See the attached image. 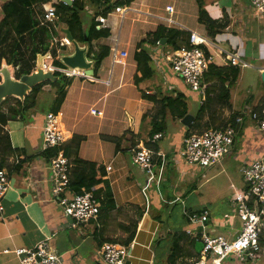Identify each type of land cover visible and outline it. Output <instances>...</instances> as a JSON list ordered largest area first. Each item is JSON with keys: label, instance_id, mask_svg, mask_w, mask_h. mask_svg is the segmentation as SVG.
Here are the masks:
<instances>
[{"label": "crops", "instance_id": "0c3cea01", "mask_svg": "<svg viewBox=\"0 0 264 264\" xmlns=\"http://www.w3.org/2000/svg\"><path fill=\"white\" fill-rule=\"evenodd\" d=\"M168 6L173 8L170 14L173 23L169 28L193 30L203 35L212 43L202 47L213 63L240 68L236 81L228 88L230 105L212 106V109H221L218 112L220 120L212 121L217 124L215 126L224 123L230 125L231 115L236 116L233 148L217 164L230 181L229 188L231 185L243 188L242 180L240 187H237L239 181L236 176L241 179L240 168L244 162L263 159L264 130L259 131L256 122L264 103V90L261 89L260 93L258 89V81L264 84L261 80V72L264 71V16L255 12L249 0H203L205 11L221 25L214 35L209 36L205 24L198 20L196 0H133L129 5L122 6L126 10L121 22L118 13L111 11L107 15L110 35L100 38L97 46H109L108 55L101 61L97 73L89 76L91 78L72 77L57 112L58 124L65 136L63 144H69L75 136L79 141L78 158L102 167V181L94 191L100 205L98 218L73 225L72 219L65 215L63 206L52 194L49 159L42 149V128L44 116L52 103L53 91L45 85L37 95L35 107L27 111L25 120L17 117L8 120L4 126L15 151L8 156L4 167L8 173L9 187L3 198L4 211L0 221V264H21L14 250L31 248L44 238H48L52 250L58 252L66 264H102L99 248L105 242L130 245V264H189L199 252L195 250V243L201 241L203 229L191 227L193 224L185 214L188 212L207 211L206 232L228 237L238 232L240 222L230 201L232 188L222 206L225 215L232 210V223L227 224V219L223 223L213 217L211 219L209 209L212 204L209 200L201 201V207L190 206V198L197 190L196 181L195 185L185 184L184 189L180 187L181 178L176 175L174 166L180 164V170L193 166L186 164L182 155L183 140L189 126L183 124L181 119L166 114L165 128L158 132L161 137L152 140L148 135L151 117L147 116L142 121V115L151 113L154 107L151 100L142 97V92L160 97L169 94L168 91L175 94L188 89L163 61V54L170 50L163 43L147 48L154 71L152 77L138 84L134 82V77L140 76L134 59V54L139 50L137 43L159 24L164 26L161 18L169 16L165 9ZM86 9L91 11L90 23L99 7L87 2ZM56 23L59 25L60 22ZM116 34L120 55L114 60L110 48ZM57 35L55 31L53 38ZM34 42L37 43V39L33 41L31 35L27 34L24 49L29 52ZM97 46H94L95 50ZM59 50L58 47L57 57L71 52L72 48L61 53ZM228 54L234 55L238 62L232 64ZM4 62L1 61L0 67ZM242 68L252 69V86L258 95L254 92L252 97H247L242 111H238L235 107L240 95L235 97L233 91L241 80ZM213 84L217 85V82ZM189 91L194 93V98L200 96L197 92ZM47 94L48 99L42 101H48V106L38 107L39 100ZM201 100L200 96L199 104ZM188 113L193 115L194 112L188 110ZM167 119L178 124L170 127L177 131H173L174 136L167 128ZM146 141L153 148L150 150L153 160L148 173L131 159L132 151L140 145L144 146ZM74 157V154L69 157L71 168ZM106 166H110V170ZM213 176L215 174L206 175L200 185L210 182ZM72 193L70 189L64 196ZM178 202L182 205L183 218L179 230L172 222L173 211L170 208ZM163 207L166 213L162 211ZM234 219H237V223L233 222ZM221 227L224 231L220 233ZM195 228L201 230L195 232ZM190 229L192 234L187 232ZM179 234L181 238L176 242ZM191 239H194L193 243ZM262 256L255 262L238 263L227 259L224 264H259Z\"/></svg>", "mask_w": 264, "mask_h": 264}, {"label": "built area", "instance_id": "2783aa9c", "mask_svg": "<svg viewBox=\"0 0 264 264\" xmlns=\"http://www.w3.org/2000/svg\"><path fill=\"white\" fill-rule=\"evenodd\" d=\"M66 2L65 0H63ZM72 2V0H70ZM257 14L264 16V0H249ZM67 3V2H66ZM169 16L162 17V22L169 28L173 21L170 14L173 11L171 6L165 8ZM125 8L117 6L114 12L119 14L122 21ZM107 15L96 17L99 22L97 29L107 27ZM40 26H45L49 30L60 31L57 25V17L50 9H43L38 15ZM188 33V44L182 45L178 49H170L163 54V61L170 67V70L184 85L191 91L200 94L204 98L205 83L203 73L206 70L207 56L203 45L212 44L203 35L193 31L184 30ZM53 38L55 46L66 47L72 45L65 37ZM54 37V36H53ZM59 40L61 42H59ZM119 41L113 39L111 45V55L115 60L120 55L118 52ZM155 45H160L157 41ZM232 64L237 63L234 55L228 54ZM49 54L45 59L50 58ZM59 58V57H58ZM72 69L61 68L51 64H46L44 60V70L51 72L58 71L67 77L87 78L82 70L72 69L78 74H70L65 71ZM95 111V110H94ZM193 122V121H192ZM259 131L264 130V103L261 107V115L256 122ZM235 128L232 125L224 127L209 126L201 131H192L184 137L182 155L184 162L189 165L209 167L221 162V160L231 152L234 145ZM161 137V133L152 136V140ZM65 141L64 133L58 124L57 113L47 112L44 116L42 128V149L59 148L57 152L49 158L50 183L52 194L57 198L58 203L64 208V213L72 219V224H84L90 220H96L99 214V202L93 192L81 190L64 196L69 189L71 163L65 156L61 145ZM140 145V144H139ZM133 163L142 167L146 173L151 171L153 156L151 151L140 145L131 154ZM110 166H106L110 170ZM243 188H236L231 185L232 196L230 201L237 209V218L240 226L238 232L233 237L224 234L206 232V222L208 220L207 211L185 213L190 224L203 229L200 240L202 247L189 264H224L227 259L238 263L255 262L264 254V161L262 158L249 162H244L240 168ZM9 187L8 173L4 168H0V221L4 211L3 198ZM192 234V230H187ZM132 247L122 246L117 243L105 242L100 245L99 256L102 264H130ZM15 254L19 257L21 264H66L61 255L52 250L48 238L38 241L31 248H16Z\"/></svg>", "mask_w": 264, "mask_h": 264}, {"label": "trees", "instance_id": "16d2710c", "mask_svg": "<svg viewBox=\"0 0 264 264\" xmlns=\"http://www.w3.org/2000/svg\"><path fill=\"white\" fill-rule=\"evenodd\" d=\"M133 0H72L71 4L63 0H0V63L2 60L13 69V76L18 79L24 74H30L35 69L36 58L38 54H49L51 57L45 59L46 64L56 67L65 68L58 59L57 49L53 42L55 31L47 29L45 26H38V15L43 9H50L57 17V21L64 24L62 29H68L72 39L81 44H86L88 48L87 56L93 60V69L95 74L99 69L101 61L108 55L109 46L103 44L97 46L100 38H107L110 35L107 27L97 29L99 22L96 20L98 15H106L114 10L117 6L129 5ZM90 3L99 9L94 13L89 25L83 26L80 16L85 5ZM198 6V20L205 24L208 35L212 36L220 28L217 20L211 18L203 7V0H196ZM27 34L31 35V40L37 39V43L29 52L24 49V40ZM118 39V35L114 36ZM159 41L166 45L168 49H178L182 45L188 43V33L184 30L175 28H166L159 24L153 31L137 43L138 51L134 54L137 64V71L140 76L134 77L135 84L143 79L152 77L154 71L151 67V55L148 52L149 46H154ZM94 46H97L95 50ZM64 50L65 47H59ZM206 70L203 73V82L205 83L204 98L201 100L196 111L193 114V122L189 125L185 136L190 132L197 130L203 125V119L207 116V121L212 122L215 110L212 109L214 104L220 107H228L229 90L228 88L236 81L239 74V67L232 65H216L213 63L205 51ZM70 73L77 74L71 71ZM53 80H44L34 85L31 91L19 100L14 97L5 98L0 104V168L6 166L8 156L14 153L11 146L9 136L4 130V126L10 119L20 118L25 120L26 113L36 105L38 93L45 85H48L53 91V99L48 112L57 113L64 100L66 86H68L72 77L64 76L62 73L53 72ZM217 82V85L213 82ZM142 97L151 100L154 103L151 113L142 115V121L147 117H151V130L149 137L155 133L161 132L165 128V116L169 114L175 119H182L187 113L186 97L182 92L175 94H166L160 97L151 96L142 92ZM12 99L13 101H9ZM211 110H214L213 112ZM234 118V119H232ZM236 116L231 115L230 125L235 127ZM205 122V123H208ZM202 123V124H201ZM218 126V127H224ZM117 138H115L116 140ZM150 142L146 141L144 146L149 150H153ZM79 148L78 139L73 136L69 144H63L61 149L66 157H71L72 168L70 170L69 189L74 193L81 190L95 191V186L102 181V167L95 163L84 161L77 156ZM152 148V149H151ZM59 148L54 147L44 150L45 157L49 159ZM137 149V148H136ZM155 149V148H154ZM71 163V162H70ZM95 195V194H94ZM98 198L97 196H95ZM181 238L177 236L176 242ZM127 242L124 245H127ZM194 242V239H191Z\"/></svg>", "mask_w": 264, "mask_h": 264}, {"label": "rangeland", "instance_id": "374dc122", "mask_svg": "<svg viewBox=\"0 0 264 264\" xmlns=\"http://www.w3.org/2000/svg\"><path fill=\"white\" fill-rule=\"evenodd\" d=\"M90 9H86V10H83L81 12V18H82V21H83V26L87 25L89 23V19H90ZM129 23V22H128ZM64 27V24L63 23H59L58 25V28L61 29ZM57 39H63L64 36L62 34V32L58 31V35L56 36ZM119 41V38L117 39V42ZM59 42H61L59 40ZM65 49L64 50H59V52H63V51H66L67 49H70L72 48V45L68 44V45H65ZM242 77H241V80L237 82V85H235V88H234V95L235 97L240 95V97L237 99L236 101V107L235 109H237L238 111H242V106H243V103H244V100L247 98V97H252V95L254 94V92L256 93V91L253 89V86H252V82L254 80V77H252V69L251 68H242ZM12 72V75H13V69L11 68L10 70ZM262 80V78H261ZM263 81V80H262ZM264 82V81H263ZM259 83V90H260V93H261V89L264 90V84H260V81H258ZM166 87V85H164ZM170 92L169 94H172L171 91H168ZM184 92V91H182ZM186 94V100H187V103H188V110L190 112H195L197 107H198V102L200 100V96H198V98H194L193 97V94L192 92L189 91V89H186L185 88V92ZM256 95H258L256 93ZM49 95H45V97L43 99H40L39 102H38V107L42 108H46L45 106H48V101H42L44 99H48ZM9 101H13L12 99H10ZM245 105V103H244ZM214 109V107H213ZM215 110V109H214ZM221 112V109H217L215 110V115L213 116V120H220V114L219 113ZM194 114V113H193ZM173 118V117H172ZM172 119H167L166 120V124H167V128L169 129V132L171 133V135L174 136L175 133H177V131L175 132L174 129H170L171 125H178L177 123L175 122H171ZM223 121V120H222ZM205 122H208L207 121V118L204 117L203 119V125L198 128L197 130H194V131H201L203 130L204 128L206 127H209V126H215L217 124H214V122H208V123H205ZM202 124V123H201ZM226 124V123H224ZM223 124V125H224ZM222 124L221 125H218V126H223ZM179 126L181 127V125L179 124ZM216 126V127H218ZM175 133H174V132ZM238 135V134H236ZM240 137V136H239ZM239 137H237V140H239ZM166 139V138H164ZM176 168V175L181 178V183H180V187L184 189V185L187 184V185H195V181H196V185H197V190L194 191L195 193L192 194L191 198H190V201H191V204L190 206H193V207H201V201H204V200H209L210 203L212 204V206H210V214H211V219L212 217L215 218V220L219 223H223L226 221V219L228 220L227 221V224L228 223H232L230 220H231V212L232 210H234V213L237 214V209L235 207H231L232 210L229 212V214H226L225 215V212L222 208L223 206V203H224V200L226 199L227 197V194L231 191V188H229V184H230V181H228V179L226 178L225 174L223 172H221V167H219L217 164L213 165V166H209V167H201V166H198V165H193L192 167H187L186 169H183V170H180L181 169V165L180 164H176L174 166ZM213 178L211 179L210 182H203L201 185H200V182L202 181V179L207 175V176H211V175H214ZM237 178V181H239V185H237V187H240V185L242 184V179L238 178V176H236ZM235 179V180H236ZM234 180V181H235ZM186 188V186H185ZM168 191L170 192L171 190L169 189L168 187ZM171 193V192H170ZM224 194H226L225 198L223 197ZM192 198H194L195 200H198V201H195L193 200ZM190 203V202H189ZM199 203V204H198ZM171 208V211H173V214H172V222H174V226L176 227L177 230L181 229L182 227V221H183V218H182V205L180 202H178L177 204H174V205H171L170 206ZM162 211L165 212V208L163 207L162 208ZM166 213V212H165ZM234 223H237V219H234L233 220ZM192 228H194L193 225H191ZM223 227H221V230L219 231L220 233L223 232L224 230H222ZM201 228H195L194 231L195 232H198L200 231ZM209 231V230H208ZM202 247V243L201 241H196L195 243V250L196 252L200 251ZM264 256V255H263ZM262 256V257H263ZM261 261V260H260ZM259 261V264H264V257L262 259V261L260 262ZM225 263H227V261H225Z\"/></svg>", "mask_w": 264, "mask_h": 264}, {"label": "water", "instance_id": "95a60500", "mask_svg": "<svg viewBox=\"0 0 264 264\" xmlns=\"http://www.w3.org/2000/svg\"><path fill=\"white\" fill-rule=\"evenodd\" d=\"M68 4H71L70 0H65ZM66 39L72 44V51L59 56L61 63L69 68L82 70L86 75L93 76V60L87 56V45L80 44L76 40L72 39L68 29H62ZM45 56L38 54L35 63V69L30 74H24L16 79L10 71V65L5 62L0 67V104L7 97H15L19 100H23L24 97L31 91L32 87L37 83L44 80H53V72L44 70ZM261 78L264 81V71L261 72ZM193 115L187 113L181 122L186 126H189L193 121ZM264 161V157H263ZM70 218V217H69Z\"/></svg>", "mask_w": 264, "mask_h": 264}, {"label": "bare ground", "instance_id": "6f19581e", "mask_svg": "<svg viewBox=\"0 0 264 264\" xmlns=\"http://www.w3.org/2000/svg\"><path fill=\"white\" fill-rule=\"evenodd\" d=\"M71 71H73V72H75L74 70H72V69H68L67 71H65V72H67V73H70ZM85 77H87V78H91V77H89V76H85Z\"/></svg>", "mask_w": 264, "mask_h": 264}]
</instances>
